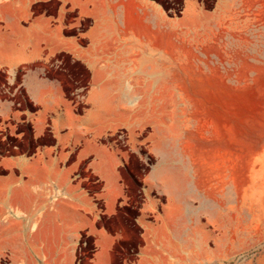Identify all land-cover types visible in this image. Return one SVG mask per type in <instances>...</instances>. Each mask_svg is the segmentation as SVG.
I'll return each instance as SVG.
<instances>
[{"label":"rangeland","instance_id":"1","mask_svg":"<svg viewBox=\"0 0 264 264\" xmlns=\"http://www.w3.org/2000/svg\"><path fill=\"white\" fill-rule=\"evenodd\" d=\"M151 1L175 16L185 0ZM213 1L205 0L201 8H213ZM21 5V0L10 4L0 0V17L14 14L12 7ZM37 11L33 6L29 14ZM59 11L77 24L67 35L91 24L77 19V11L66 3L56 1L48 12ZM234 12L243 17H164L166 29L183 32L179 60H171L169 52L160 61L168 69L166 77L178 82V99L153 103L151 115L141 116L135 127L125 130L127 135L117 131L97 140L108 145L121 163L124 197L118 212L97 221V226L121 237L112 264H255L264 254V0H243ZM21 75L19 71L8 83L0 72V100L23 112L18 118L0 121L3 157L28 156L53 143L48 133L33 137L27 117L35 108L18 87ZM50 76L61 82L74 110H83L85 104L76 98L75 90L85 86L89 72L68 56L56 55ZM58 151L65 152L67 164L75 162V182L90 194L101 192V182L88 170L90 157L79 160L77 148ZM165 158L178 159L185 170L178 181L187 199L182 205L184 222L175 185L147 176ZM7 172L0 167V175ZM141 193L145 201L139 210ZM169 203L177 210L166 220L180 228L185 224L194 234L197 228L198 247L189 244L171 251L166 239L155 245L143 236L138 224L163 220L161 214ZM97 206L102 209V201ZM147 243L151 251L160 252L144 261L140 250ZM81 244L76 264H90L93 240L83 236Z\"/></svg>","mask_w":264,"mask_h":264},{"label":"crops","instance_id":"2","mask_svg":"<svg viewBox=\"0 0 264 264\" xmlns=\"http://www.w3.org/2000/svg\"><path fill=\"white\" fill-rule=\"evenodd\" d=\"M21 1V6L12 7L14 14L0 17V72L13 83L22 71L18 87L35 108L27 117L33 137L48 133L53 143L32 156L0 158V167L8 171L0 175V264H76L83 236L90 237L95 247L90 264H112L121 237L97 226V221L118 212L124 197L121 163L108 145L97 140L135 127L146 112L151 115L153 103L178 99V82L166 77L168 69L160 61L169 52L171 60H179L183 32L166 29L164 17H243L234 12L243 0H214L211 9L201 8L205 0H185L175 16L151 0ZM56 1L69 4L77 11V19L91 21L90 26L67 35L77 24L60 11L48 12ZM33 6L38 11L30 15ZM56 55L68 56L89 72L85 86L75 90L76 98L85 104L82 113L74 110L61 82L50 76ZM22 113L11 102L0 100L1 122ZM71 148H77L79 160L91 158L88 170L101 182V192L90 194L74 181L75 162L67 164L65 152L58 151ZM178 162L161 159L147 176L175 185L184 222L182 205L187 199L178 181L185 170ZM99 200L102 209L97 206ZM174 208L169 203L159 222L139 223L143 236L155 245L166 239L171 251L189 244L198 247L197 228L194 234L185 224L180 228L166 220ZM149 246L141 248V260L159 254V249L153 252ZM255 264H264V254Z\"/></svg>","mask_w":264,"mask_h":264},{"label":"trees","instance_id":"3","mask_svg":"<svg viewBox=\"0 0 264 264\" xmlns=\"http://www.w3.org/2000/svg\"><path fill=\"white\" fill-rule=\"evenodd\" d=\"M82 112H83V110L79 111L78 113H82ZM122 133H124L125 135H127V133H126L125 130H122ZM33 154H34V152L32 154L28 155V156H32ZM0 157H3V155H0ZM144 201H145V198H144L143 194L141 193V204H140L139 210L142 208V206L144 204Z\"/></svg>","mask_w":264,"mask_h":264}]
</instances>
